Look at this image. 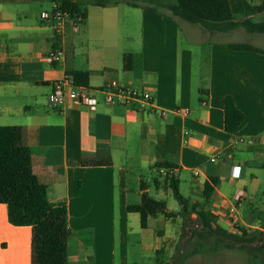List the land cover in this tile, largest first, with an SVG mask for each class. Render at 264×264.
Instances as JSON below:
<instances>
[{"label":"crops","instance_id":"crops-1","mask_svg":"<svg viewBox=\"0 0 264 264\" xmlns=\"http://www.w3.org/2000/svg\"><path fill=\"white\" fill-rule=\"evenodd\" d=\"M229 1L236 21L264 20V11L258 12L264 0ZM54 10V0H0V126L23 128L37 182L47 187L51 203L67 206L68 264H130L135 234H144L139 243L154 254V264L158 251L173 249L177 238L170 236V222L183 221L167 178L155 169L163 162L175 166L174 178L190 207L209 211L231 234L245 230L257 238L248 252L253 264H264V55L213 39L244 29L211 33L168 10L119 4L89 6L83 22L66 19L58 33ZM205 32L211 37L204 38ZM55 50L63 52L62 59L47 62ZM75 71L88 73L96 109L52 100L54 83ZM111 81L150 90L169 115L161 118L158 110L130 116L127 106L107 105L101 89ZM227 96L245 115L235 133L225 130ZM106 159L111 165L84 164ZM235 165L241 167L238 179ZM213 179L206 201L205 184ZM142 183L150 196L154 185L157 196L172 193L177 202L170 208L166 201L171 217H152L147 229L139 214L128 212L142 201ZM241 190L246 197L238 202ZM231 207L240 214L238 226L229 217ZM32 238V227L12 225L8 206L0 204V264H32Z\"/></svg>","mask_w":264,"mask_h":264},{"label":"trees","instance_id":"trees-1","mask_svg":"<svg viewBox=\"0 0 264 264\" xmlns=\"http://www.w3.org/2000/svg\"><path fill=\"white\" fill-rule=\"evenodd\" d=\"M59 9L74 20L87 18L88 7H108L126 4L133 8H149L161 13L168 10L173 18L197 25L211 33H227L244 29L251 34L264 35V20L255 22L251 18L242 21L234 19L229 0H54ZM264 11V1L258 12ZM235 50L253 51L264 55V49L251 44H230ZM131 65V58L127 57ZM75 83L88 87L89 75L86 72L70 73ZM245 120L244 113L237 107L234 97L225 98V130L235 133ZM110 159L84 161L92 166L111 165ZM160 169H175L170 163H158ZM156 188L161 186L159 179L154 180ZM216 180L205 184L206 201L210 200ZM170 185L181 207L177 215L182 219L184 233L189 231L191 237L187 242V251L179 258V264H185L189 258L201 254L207 249V242L214 240L209 250L217 252L221 248L228 250L249 248L257 238L245 230L243 235L231 234L217 226L214 216L206 210L198 211L197 206L189 203L180 194L176 178L166 180ZM142 201L138 205L128 207V212L137 213L141 217L142 229H147L149 219L163 216L170 218L167 202L150 196L142 183ZM0 204L8 206L9 222L14 226L32 227V264H68V211L65 203H51L48 199L47 187L39 184L33 171L32 154L24 144L23 128L19 126H0ZM198 219L193 220L192 215ZM163 250L157 252L155 264H168ZM162 255V256H161ZM173 264H176L173 262ZM178 264V263H177Z\"/></svg>","mask_w":264,"mask_h":264},{"label":"built area","instance_id":"built-area-1","mask_svg":"<svg viewBox=\"0 0 264 264\" xmlns=\"http://www.w3.org/2000/svg\"><path fill=\"white\" fill-rule=\"evenodd\" d=\"M70 15L66 12H63L59 9V5L55 2V10L52 15V20L55 22L56 31L59 33L60 29L66 19H69ZM82 20H75V24L81 23ZM63 57V52L60 50H55L49 53L47 56V62L49 63H58ZM101 92L104 94V101L107 105L114 106H127L129 107L128 115L136 116L140 113H156L159 110V116L161 118H167L169 115L168 110L159 109L153 97V94L150 90L140 89L133 86L121 85L117 81H111L106 84ZM52 100L58 104H64L67 101H73L81 103L92 109L98 107L99 101L96 96L91 92V90L86 86H79L75 83L74 77L70 74H67L63 79L54 83ZM175 113H188V111L175 110ZM186 136H189V133L186 132ZM228 157L232 159V154H228ZM218 157L211 159V162H217ZM176 169H160L159 173L161 176L166 178L174 177ZM196 176L199 175L198 171H195ZM241 176V167L233 166V177L239 178ZM246 197V191L241 190L238 192L236 200L241 202ZM229 217L232 223L235 226H238L241 220L240 214L236 207H231L229 209Z\"/></svg>","mask_w":264,"mask_h":264},{"label":"rangeland","instance_id":"rangeland-1","mask_svg":"<svg viewBox=\"0 0 264 264\" xmlns=\"http://www.w3.org/2000/svg\"><path fill=\"white\" fill-rule=\"evenodd\" d=\"M262 19H257V21H261ZM204 38L211 37L208 32H205ZM221 38L223 40H227L230 42L236 43H249L257 47L264 48V40H260L256 34L248 33L246 30H240L239 33H228V34H218V36L214 37L213 39ZM264 172V170H263ZM189 175V173H187ZM135 176L136 174L132 172L130 174V187L134 190L135 188ZM154 176V175H153ZM152 175L151 172L144 171V178L151 179ZM151 196L156 199L163 198L165 201L169 203L170 208L176 206V200L174 195L171 193V197L168 195L157 196L155 191L154 185L151 188ZM171 231L170 236L171 238L176 239V245H172L173 249H170L168 253H165L166 248L163 249V256L166 258L168 264H179V258L183 254V252L189 251L187 249V242L189 241L191 234L189 231L184 233L182 224L179 226L175 221H171ZM155 227V225H154ZM145 233V236L150 235V232H142ZM144 234H135L131 237V245H130V264H154V254L148 250H143L139 241L142 239ZM207 249L205 252L201 254H197L192 256L187 260L185 264H253V254H249L248 251L253 252V244L247 250H226L225 248H221L219 251L212 252L209 250L210 247L214 246V240L207 242ZM168 247V246H167ZM248 252V253H247ZM252 255V257H250ZM162 256V255H161Z\"/></svg>","mask_w":264,"mask_h":264}]
</instances>
